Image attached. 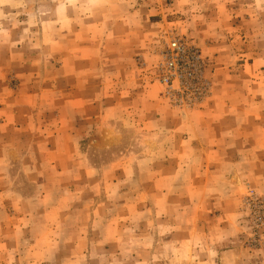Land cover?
<instances>
[{"label": "rangeland", "instance_id": "obj_1", "mask_svg": "<svg viewBox=\"0 0 264 264\" xmlns=\"http://www.w3.org/2000/svg\"><path fill=\"white\" fill-rule=\"evenodd\" d=\"M113 26L124 48L96 47ZM166 34L204 58L195 105L153 77ZM132 70L182 121L210 108L214 124L194 140L144 126L156 109L129 98ZM20 104L33 132L17 136L44 141L10 164L9 190L34 196L0 216V264H264V0H0V108Z\"/></svg>", "mask_w": 264, "mask_h": 264}, {"label": "crops", "instance_id": "obj_2", "mask_svg": "<svg viewBox=\"0 0 264 264\" xmlns=\"http://www.w3.org/2000/svg\"><path fill=\"white\" fill-rule=\"evenodd\" d=\"M115 24V21L113 22V25ZM119 24H117L118 26ZM95 33V32H94ZM97 33V32H96ZM124 34H121L118 30V27L113 26L112 31L109 30H100V38L96 36L95 34L92 35L91 40H95L97 43L96 47L99 48H106L107 50H110V48L113 49H121L124 48ZM145 46V42H144ZM95 47V45H94ZM225 49V48H224ZM109 58H107L108 61ZM118 61L117 63H119ZM105 65L108 64L104 63ZM133 72V70H132ZM134 74V78L136 79V88H134L131 92H129V98L131 101L136 102L137 100H142L145 101L147 104H152L155 106V109L153 112L149 110L147 112V116L143 120L144 126H147L149 128L154 129H167L170 138L173 140L177 138L179 132L181 130L186 131L190 135V139H193L194 136L196 135L197 131L204 132V129L210 128L214 123L208 122L207 116L210 113V108L199 111L194 113V118H203L204 123L199 124L196 123L195 121L188 122L184 118L180 119L182 116H180L176 111L172 110L168 106L162 103L160 99V93H161V88L153 87L149 90H146L142 86V82L139 81V78L137 80V77ZM122 98H125L122 96ZM14 99L12 96L11 99H8L5 97L3 100L4 102H7L9 100ZM9 107V105H7ZM19 109L16 107H13L11 110L7 109L5 107L0 108V118H1V123H0V132H3L4 134H7L6 137L0 139V179H2V182L0 181V216L2 214H7L6 210L14 209L21 210L23 205H26V203H29L33 198L32 197H27L23 194L22 191H20L17 188H13L12 191L9 190L10 186V177L13 178V176L16 175V172H12L10 170V164L11 163H18L22 162L23 160L25 162H28V156H23L21 153L23 150H27L26 147L30 145H38L40 143H37V141L41 140L44 141L43 138H34L32 136H27L25 133L32 131V124L31 122L28 123V118H29V109L23 105L20 104L18 106ZM132 110L130 111V114H137L139 113L140 109L138 108H131ZM160 109V110H159ZM28 110V111H27ZM157 115H160L159 117ZM135 120V119H134ZM137 121V120H135ZM155 125V126H154ZM22 130H27L25 133H23L20 137H18L17 133H20ZM33 132V131H32ZM3 134V136H4ZM197 137V136H196ZM177 140V139H176ZM194 140V139H193ZM199 142L201 144H207L206 139H199ZM189 142H181L182 145L189 144ZM192 143H196L193 142ZM208 143H210L208 141ZM4 146V147H3ZM36 148V147H35ZM37 153L36 149L34 152L31 154ZM10 154V155H9ZM180 155V154H179ZM179 155L177 157H179ZM30 156V155H29ZM31 167L26 168L25 174L28 176V183H30L32 186L37 185V181L32 178V176H37L38 174L35 173L33 169H35V165L31 164ZM33 170V173L31 172ZM5 178V180H3ZM35 187V186H34ZM37 192V191H36ZM33 200V199H32ZM31 203V202H30ZM4 210V212H3ZM13 213V215H14ZM7 216V215H6ZM4 220L3 217H0V257H8L9 252L8 248L6 246L7 238L9 236V232L12 230H8L9 224H14V222H8V219ZM20 227L17 229H14L13 231L19 232ZM3 264V263H2ZM7 264V262H5Z\"/></svg>", "mask_w": 264, "mask_h": 264}, {"label": "built area", "instance_id": "obj_3", "mask_svg": "<svg viewBox=\"0 0 264 264\" xmlns=\"http://www.w3.org/2000/svg\"><path fill=\"white\" fill-rule=\"evenodd\" d=\"M163 41L153 77L165 87L167 98L177 94L181 105L201 102L209 93L210 82L199 48L177 34H166Z\"/></svg>", "mask_w": 264, "mask_h": 264}]
</instances>
